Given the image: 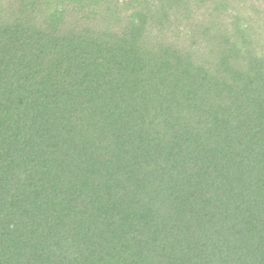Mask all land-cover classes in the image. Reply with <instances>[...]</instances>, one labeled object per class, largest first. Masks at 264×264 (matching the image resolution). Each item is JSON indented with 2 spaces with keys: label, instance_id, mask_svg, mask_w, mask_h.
<instances>
[{
  "label": "trees",
  "instance_id": "trees-1",
  "mask_svg": "<svg viewBox=\"0 0 264 264\" xmlns=\"http://www.w3.org/2000/svg\"><path fill=\"white\" fill-rule=\"evenodd\" d=\"M0 264H264V0H0Z\"/></svg>",
  "mask_w": 264,
  "mask_h": 264
}]
</instances>
